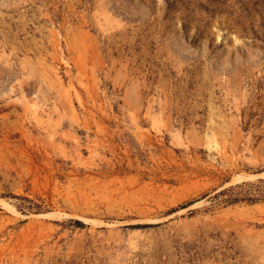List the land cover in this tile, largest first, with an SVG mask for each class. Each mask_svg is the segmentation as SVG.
Here are the masks:
<instances>
[{"label": "rangeland", "instance_id": "374dc122", "mask_svg": "<svg viewBox=\"0 0 264 264\" xmlns=\"http://www.w3.org/2000/svg\"><path fill=\"white\" fill-rule=\"evenodd\" d=\"M263 172L264 0H0V264H264Z\"/></svg>", "mask_w": 264, "mask_h": 264}, {"label": "bare ground", "instance_id": "6f19581e", "mask_svg": "<svg viewBox=\"0 0 264 264\" xmlns=\"http://www.w3.org/2000/svg\"><path fill=\"white\" fill-rule=\"evenodd\" d=\"M260 175H264V172L263 173H261ZM240 180V178L239 177H237V176H235L229 183H233V182H238ZM229 183H227V184H229ZM13 213H16V211L14 210V209H10ZM38 216H45V214H40V215H38Z\"/></svg>", "mask_w": 264, "mask_h": 264}, {"label": "trees", "instance_id": "16d2710c", "mask_svg": "<svg viewBox=\"0 0 264 264\" xmlns=\"http://www.w3.org/2000/svg\"><path fill=\"white\" fill-rule=\"evenodd\" d=\"M230 190V189H229ZM226 192V191H225ZM229 201V203H231V202H237V201H239V199L238 198H231V199H229L228 200ZM247 201H250V202H253L254 200H252V199H247Z\"/></svg>", "mask_w": 264, "mask_h": 264}]
</instances>
